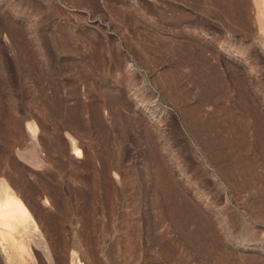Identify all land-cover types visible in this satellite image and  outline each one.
I'll use <instances>...</instances> for the list:
<instances>
[{
  "label": "rangeland",
  "instance_id": "obj_1",
  "mask_svg": "<svg viewBox=\"0 0 264 264\" xmlns=\"http://www.w3.org/2000/svg\"><path fill=\"white\" fill-rule=\"evenodd\" d=\"M260 4L0 0V187L58 258L264 264Z\"/></svg>",
  "mask_w": 264,
  "mask_h": 264
},
{
  "label": "bare ground",
  "instance_id": "obj_2",
  "mask_svg": "<svg viewBox=\"0 0 264 264\" xmlns=\"http://www.w3.org/2000/svg\"><path fill=\"white\" fill-rule=\"evenodd\" d=\"M259 3L263 6L260 9L259 18L260 20H264V0H259ZM6 182H2L0 187V234L3 237L7 236L11 239L15 245H13L14 249L18 252L19 248L22 249L28 246L29 243H33L41 249L48 264H67L68 261L65 251L64 253L62 252L61 257L58 258L41 230L35 226L31 232L28 219L33 221V217L29 210L23 205L16 191Z\"/></svg>",
  "mask_w": 264,
  "mask_h": 264
}]
</instances>
